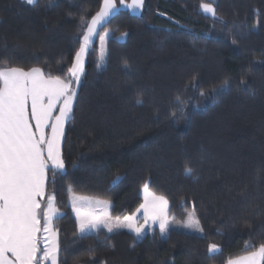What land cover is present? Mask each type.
<instances>
[{
    "label": "trees",
    "instance_id": "16d2710c",
    "mask_svg": "<svg viewBox=\"0 0 264 264\" xmlns=\"http://www.w3.org/2000/svg\"><path fill=\"white\" fill-rule=\"evenodd\" d=\"M102 3L0 0V66L65 77L81 20ZM98 31H110L106 62L97 67L96 36L65 128L66 174L48 184L61 264H226L255 250L264 243V0H144L142 14L121 8ZM145 182L168 199L172 222L194 207L204 232L80 237L69 187L122 217L144 202ZM209 243L220 249L209 253Z\"/></svg>",
    "mask_w": 264,
    "mask_h": 264
},
{
    "label": "snow or ice",
    "instance_id": "6c2138e0",
    "mask_svg": "<svg viewBox=\"0 0 264 264\" xmlns=\"http://www.w3.org/2000/svg\"><path fill=\"white\" fill-rule=\"evenodd\" d=\"M26 2L33 4L35 0ZM143 5L144 0L127 3L120 0L119 7L116 0H103L90 20L82 19L79 48L63 78L46 75L39 67L25 70L0 66V264H61L58 232L53 228V220L60 210L56 206V194L48 191V184H55L58 175L66 174L62 142L65 124L72 119L85 58L94 38L99 36L100 63L97 67H101L110 33H100L98 29L121 8L142 14ZM200 9L203 14L222 21L212 3L202 2ZM177 103L183 111L179 98ZM191 172V168H185L186 175ZM119 180L120 177H116L113 183ZM142 190L144 202L134 212L113 217L110 201L77 195L69 187V202L80 237L85 238L101 229L108 233L127 229L140 239L146 228L151 230L158 225L161 236L167 238L174 230L168 199L151 192L148 182L143 184ZM141 211L143 223L139 222ZM182 226L194 233L204 232L194 207L187 213ZM247 247L252 245L246 244ZM219 249L216 243L208 245L209 253ZM226 264H264V243L245 255L229 258Z\"/></svg>",
    "mask_w": 264,
    "mask_h": 264
},
{
    "label": "rangeland",
    "instance_id": "374dc122",
    "mask_svg": "<svg viewBox=\"0 0 264 264\" xmlns=\"http://www.w3.org/2000/svg\"><path fill=\"white\" fill-rule=\"evenodd\" d=\"M127 2H130V0L128 1V0H126V3ZM116 4H117V6L119 7V4H120V0H116ZM134 12H139V11H134ZM109 33H110V31H108ZM110 36V35H109ZM125 37L126 36H122L121 38L122 39H125ZM108 39H109V37H108ZM108 39H107V41H108ZM107 46V45H106ZM100 50V49H99ZM100 55V54H99ZM106 56H107V53H106ZM86 59H87V56H86V58H85V64H86ZM105 62H106V57H105V61L103 62V64L102 65H104L105 64ZM85 64H84V71H85ZM44 72V71H43ZM83 76V75H82ZM82 76L80 77V82H81V79H82ZM80 84V83H79ZM79 87V86H78ZM78 87H77V90H78ZM74 102H75V100H74ZM73 106H74V104H73ZM68 122V121H67ZM67 122H66V124H67ZM66 124H65V128H66ZM77 195H80V194H77ZM80 196H86V197H91V196H87V195H80ZM93 198H95V197H93ZM111 203V202H110ZM69 204H70V202H69ZM111 207H112V203H111ZM110 212H111V208H110ZM138 216H139V218H140V220H139V222L140 223H143V216H142V211H141V213H139L138 214ZM186 220V219H185ZM185 220H183V221H176V222H172V226H173V228H175V229H180V230H184V231H189V232H192L191 230H189V229H187V228H184L182 225H183V222L185 221ZM156 226H158V225H156ZM156 226H154V228L156 227ZM53 228H54V225H53ZM154 228L153 229H151V230H149V229H147L146 228V230H145V234L143 235V236H145L147 233H149V232H152L153 230H154ZM55 229V228H54ZM122 230V229H121ZM125 230H127V229H125ZM129 231V230H128ZM201 234V233H200ZM142 236V237H143ZM141 237V238H142ZM245 255V254H244ZM238 257V256H237ZM235 258V257H234Z\"/></svg>",
    "mask_w": 264,
    "mask_h": 264
}]
</instances>
